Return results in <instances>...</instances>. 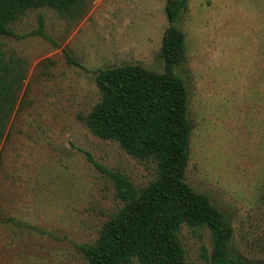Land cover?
Wrapping results in <instances>:
<instances>
[{
	"label": "rangeland",
	"instance_id": "1",
	"mask_svg": "<svg viewBox=\"0 0 264 264\" xmlns=\"http://www.w3.org/2000/svg\"><path fill=\"white\" fill-rule=\"evenodd\" d=\"M165 2L82 0L76 16L40 7L7 24L0 85L12 98L0 95V264H86L78 245L93 244L122 206L93 161L136 188L155 178L153 160L96 136L84 118L101 98L96 70H163ZM40 15L49 39L31 34ZM175 25L184 33L175 72L191 126L184 180L231 226L232 253L264 264V0H187ZM177 237L185 264H211L208 228L183 224Z\"/></svg>",
	"mask_w": 264,
	"mask_h": 264
},
{
	"label": "trees",
	"instance_id": "2",
	"mask_svg": "<svg viewBox=\"0 0 264 264\" xmlns=\"http://www.w3.org/2000/svg\"><path fill=\"white\" fill-rule=\"evenodd\" d=\"M81 1L0 0V36L9 34L7 24L29 9L49 7L60 15L76 16ZM186 3L165 2L168 25L158 53L164 63L161 72L138 64L95 72L101 98L84 118L85 124L93 134L117 141L137 159L153 160L156 174L146 186L136 188L121 172L92 160L110 179L122 206L103 224L93 244L78 245L86 264H125L134 257L139 264H185L184 249L177 237L183 224L209 229L211 264H261L232 253L231 226L207 195L194 191L184 180L191 126L186 117L187 91L175 72L185 55L184 33L175 20ZM31 34L49 39L41 15ZM18 73L11 72L13 81ZM8 89L0 85L5 101L12 98Z\"/></svg>",
	"mask_w": 264,
	"mask_h": 264
}]
</instances>
